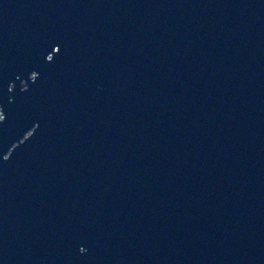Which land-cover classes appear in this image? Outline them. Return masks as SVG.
Here are the masks:
<instances>
[{"label": "water", "instance_id": "water-1", "mask_svg": "<svg viewBox=\"0 0 264 264\" xmlns=\"http://www.w3.org/2000/svg\"><path fill=\"white\" fill-rule=\"evenodd\" d=\"M0 264H264V0H0Z\"/></svg>", "mask_w": 264, "mask_h": 264}]
</instances>
